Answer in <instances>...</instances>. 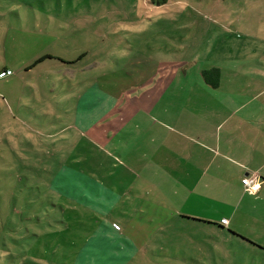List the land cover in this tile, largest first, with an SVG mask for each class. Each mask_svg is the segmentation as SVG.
<instances>
[{
  "label": "crops",
  "instance_id": "1",
  "mask_svg": "<svg viewBox=\"0 0 264 264\" xmlns=\"http://www.w3.org/2000/svg\"><path fill=\"white\" fill-rule=\"evenodd\" d=\"M85 57L57 60L74 66ZM229 58L198 70L160 62L127 87L112 73L103 83H81L85 93L77 95L70 125L38 132L43 141L34 144L45 154L59 143L60 152L55 172L38 181L48 194L37 208L46 219L40 230L55 225L49 235L65 254L40 261L131 264L142 253L141 264H153L148 242L137 235H167L186 224L215 229L264 255V52ZM211 69L220 70L217 88L203 76ZM247 176L261 180L257 195L245 191ZM77 213L81 230L56 227ZM115 216L133 218L131 229Z\"/></svg>",
  "mask_w": 264,
  "mask_h": 264
},
{
  "label": "rangeland",
  "instance_id": "2",
  "mask_svg": "<svg viewBox=\"0 0 264 264\" xmlns=\"http://www.w3.org/2000/svg\"><path fill=\"white\" fill-rule=\"evenodd\" d=\"M257 52H264V0H0V264H46L65 254L49 235L55 225L40 230L46 219L37 208L48 194L38 181L58 168L59 143L45 154L34 144L43 141L38 132L70 125L82 82L103 83L112 73L127 87L160 62L198 70ZM84 53L78 65L57 60ZM46 56L56 59L35 65ZM115 217L131 229L133 218ZM79 218L56 227L81 230ZM194 226L137 236L157 264H264L261 251ZM166 242L172 247L163 251ZM141 254L131 264H141Z\"/></svg>",
  "mask_w": 264,
  "mask_h": 264
},
{
  "label": "trees",
  "instance_id": "3",
  "mask_svg": "<svg viewBox=\"0 0 264 264\" xmlns=\"http://www.w3.org/2000/svg\"><path fill=\"white\" fill-rule=\"evenodd\" d=\"M48 56L40 58L35 65L46 60ZM49 58V57H48ZM6 72H3V76H5ZM205 81L212 86L213 88H217L220 84V70L219 69H211L209 71H204L203 73ZM117 228L116 225H114Z\"/></svg>",
  "mask_w": 264,
  "mask_h": 264
},
{
  "label": "built area",
  "instance_id": "4",
  "mask_svg": "<svg viewBox=\"0 0 264 264\" xmlns=\"http://www.w3.org/2000/svg\"><path fill=\"white\" fill-rule=\"evenodd\" d=\"M242 183L245 191L252 195H257L262 184L258 176H247L242 180ZM223 223L226 224L227 222L223 221Z\"/></svg>",
  "mask_w": 264,
  "mask_h": 264
}]
</instances>
